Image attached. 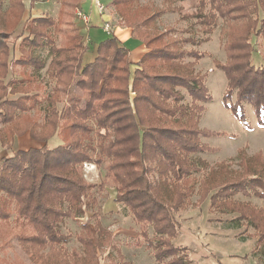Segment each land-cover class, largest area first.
<instances>
[{
	"label": "trees",
	"instance_id": "16d2710c",
	"mask_svg": "<svg viewBox=\"0 0 264 264\" xmlns=\"http://www.w3.org/2000/svg\"><path fill=\"white\" fill-rule=\"evenodd\" d=\"M133 1L112 3L125 16L132 36L148 49L134 69L128 49L115 34L100 43L92 61L83 63L88 48L66 7L79 4L73 0H61L57 19L51 15L27 19L18 44L20 55L16 57L9 42L23 19L26 5L24 0H0V117L6 124L4 131L7 135L12 133V140L18 131L23 134L30 130L38 140L47 142L58 133L63 141L53 147L45 144L16 150L4 157L0 166V219L8 221L14 213V222L22 223L24 228L19 230V234L25 233L20 238L37 256L46 259L45 264L49 260L54 264H77L85 255L95 257L103 241L113 239L112 231L97 212L92 214L93 225L82 223L78 239L83 250L73 249L69 254L65 243L71 234L61 232L66 218L83 216L93 208L97 197L91 191L103 188L109 179L116 186L115 199L144 226L140 236L146 240L156 264L191 263L187 246L171 245L163 250L148 240L146 227L153 228L165 248L170 241L162 237L171 240L179 234L164 200L170 197L183 201L190 197L193 186L187 184L189 179H183L205 165L202 161L200 165L196 163L192 154L213 150L202 136L221 134L199 127L205 104L212 96L206 84L207 72L196 69L199 61L209 55L198 47L210 40L219 18L226 23L222 32L227 58L224 62L216 60L215 65L228 79L226 106L247 122L245 103L249 102L258 124L264 126V66L255 67L250 61L256 50L251 32L260 22L264 0H200L195 13L181 17L194 19L199 28L195 29V24L183 28V34H189L181 37H177L174 25L165 29L159 26L161 16L180 9L172 7V0L151 14L145 8L135 11L134 19L129 12ZM207 3L209 11L205 10ZM52 28L65 35L63 44H57ZM44 47L53 55L46 74L70 84V89H63L56 83L45 97L41 91L29 93L41 87L34 83V75H41L40 70L46 66L47 58L38 51ZM8 69L12 75H8ZM73 84L83 90L82 95L71 89ZM9 89L20 95L10 97ZM181 89L187 91L189 101H185ZM62 94L71 100L65 110L59 111L56 103ZM35 106L36 112H46L43 122L27 115ZM4 133L0 130L2 144L6 140ZM85 163L104 167V181L98 184L83 178L79 170ZM151 170L160 174V180H150L147 174ZM250 176L226 184L224 196L228 198L239 191L249 193V189L256 193L258 187L264 195V175ZM175 185L181 191H175ZM204 185L203 181L201 186ZM177 206L176 202V207L171 208L177 211L181 208ZM184 249V257L166 260L182 254ZM120 256L114 264H130L121 251Z\"/></svg>",
	"mask_w": 264,
	"mask_h": 264
},
{
	"label": "rangeland",
	"instance_id": "374dc122",
	"mask_svg": "<svg viewBox=\"0 0 264 264\" xmlns=\"http://www.w3.org/2000/svg\"><path fill=\"white\" fill-rule=\"evenodd\" d=\"M32 1L24 0L26 7L23 19L16 30V34L9 42L16 57L20 55L18 44L24 36L22 34L24 22L31 17H38L34 15L32 6L40 7L42 5L44 7L40 8L42 11L37 12L36 7L35 11L42 15H51L55 19L58 18L59 9L62 6L61 0H50L49 2L37 0L39 1L38 5L34 2L32 3ZM73 1L74 4H79L66 7L71 12L69 18L77 22L80 33L84 37V43L88 48L84 55V63L92 61L97 56L100 43L112 37L116 27L122 26L124 29L127 28L128 33H131V28L127 26L125 16L118 11L112 0H101L106 9L104 11L105 14H99L101 16L99 24H95L90 19L87 26L85 25L84 27L80 26L82 21L78 19L76 10L77 8H82V10L86 11L83 1L85 3L88 2L98 10L95 4L96 0ZM173 1L172 7L178 6L180 9L167 12L161 16L159 26L161 29H165L174 25L178 29L177 37L188 35L189 33L183 34L182 29L189 28L191 25L194 26L193 24L197 22L194 19L187 20L181 17L184 14L195 13L200 5V0ZM166 4L167 0H135L131 4L129 12L134 19L136 17L135 11L138 12L140 9L145 8L148 11L147 13L151 14L163 8ZM205 10H210V4L207 3ZM43 11L44 13H41ZM144 15L141 14V16ZM259 19L260 22L251 32L256 50L251 54L250 61L255 67L264 66V12L261 13ZM108 20L112 29L111 33L104 29V22ZM225 24L223 18H219L218 24L210 34V40L198 47L201 50L208 51L209 55L203 57L196 66V69L202 73L207 72L206 84L212 96L211 101L205 104L199 127L221 132V134L202 136V140L211 146L213 150L199 151L192 154V158L196 160V163L200 165L205 162V165L201 169L193 170L183 179H189L187 184L193 186L190 197L183 201L180 199L177 201V198L170 197L164 200L165 204H167L169 215L174 217L179 234L171 238V240L167 236L162 237L164 240L170 241L169 246L165 248L160 245V237L153 233L154 230L150 225H147L146 230L149 235L148 240L150 242L152 240L155 246L159 245L163 250L169 249L171 245L181 248H183L182 246H187L186 249L189 248L187 253L191 261V263L187 264H264V195L259 193L261 189L259 187L256 188V193L254 189V191L249 189V193L239 191L228 198L224 196L227 190L226 184L241 182L250 178V175L254 173L264 175V126L258 124L255 109L249 102L245 103L247 123L240 120L232 108L226 106L224 101L228 79L225 72L215 65V61L224 62L227 58V51L224 47L225 37L222 32ZM195 25L194 28L198 29L199 26ZM52 31L57 44H63L66 40L65 35L54 30V28H52ZM186 46L191 47L190 44ZM38 51L43 57L47 58V63L40 70L41 75H34V83H38L41 87L34 88L29 93L33 94L36 91H41L45 97L46 93L50 92L56 83L63 89L66 87L70 89V84L67 82L62 79H52L46 74L47 67L53 57L49 53L48 47L40 48ZM17 69L20 70L22 68L18 66ZM19 70L16 72L19 73ZM8 72V75H12L10 69H8ZM24 76L18 75V77ZM71 89L79 95L83 93V90L74 84L71 85ZM181 90L185 93V101H189L190 98L187 91L185 89ZM10 91L11 89H9V96L12 98L20 95V93L15 94ZM234 92L233 100L237 98V92ZM70 100V96L62 94L61 100L56 103L59 111L65 110L70 105ZM37 109L38 106H35L30 110V114L27 115L31 119H38V121L43 122L46 112H36ZM90 121L94 124L92 120ZM5 126V122L0 117L2 134L5 132ZM3 136L6 137V140L3 144L0 141V166L3 158L13 155L16 150L42 147L45 144L48 147H53L63 142L58 133L46 142L34 138L30 130L23 134L18 131L13 140L11 132H8V135L5 132ZM154 166L155 164H153ZM79 173L86 180L99 184L104 181L106 170L104 167L99 168L96 164L85 163ZM147 175L152 181L160 180V174L155 170H151ZM222 180L225 181L223 182ZM203 181L205 185L201 186ZM179 187L175 185V191L180 190ZM91 193H94L97 197V203L93 208L88 209L83 216L66 218L61 223V232L71 234V238L65 243L66 248L69 250L68 253L71 254L73 249L83 250L78 236L82 229V223L90 222L93 225L92 214L94 212L98 213L102 223L109 231H112L113 239L109 242L103 241V246L98 249L95 257L85 255L78 261L75 260L77 264H114V261L116 262L121 258L120 251L124 255L123 259L130 261V264H156L151 249L147 247L146 240L144 241L140 236L143 235L144 226L138 223L127 206L115 199V183L110 179L106 180L103 188H94ZM211 196H213L212 201ZM232 199L235 200L232 201ZM176 202L181 208L174 211L171 206L176 207ZM14 215L13 213L8 221L0 219V264H45L46 259L43 260L29 247L25 246L23 239L20 238L25 233L19 234V230L24 228H21L22 223L16 224L14 222ZM181 253L168 257L166 260L179 257L180 255L184 257L185 249ZM59 261L63 262L61 259ZM48 263L54 264L52 260H49Z\"/></svg>",
	"mask_w": 264,
	"mask_h": 264
},
{
	"label": "crops",
	"instance_id": "0c3cea01",
	"mask_svg": "<svg viewBox=\"0 0 264 264\" xmlns=\"http://www.w3.org/2000/svg\"><path fill=\"white\" fill-rule=\"evenodd\" d=\"M46 1L49 2L50 0H46ZM38 2L39 1L36 0L35 4L38 5ZM82 3H83V6L86 8L85 13H87L90 16V19L93 22H95V24H99V22H100L99 20H100L101 16H99L100 13L98 12V10L95 9V7H92V5L89 4L88 2L85 3V1H83ZM35 7H36L37 12L42 11L41 9L44 8V7H42V5L40 7L39 6H35ZM35 7H32V9L34 11L33 12L34 15L38 16V17L42 16V14H39L35 11ZM41 13H44V11ZM80 24H81L80 25L81 27L85 26V24L82 22H80ZM114 34L116 36H118L120 42L128 49L130 59H131V61L134 62V64H133V69H134L135 67H137L135 63H137L142 58V56L145 54V52L148 49L146 48V46L144 45V43L140 39L133 38L132 34L127 32V28L124 29L122 26L116 27ZM83 59H84V57H83Z\"/></svg>",
	"mask_w": 264,
	"mask_h": 264
},
{
	"label": "built area",
	"instance_id": "2783aa9c",
	"mask_svg": "<svg viewBox=\"0 0 264 264\" xmlns=\"http://www.w3.org/2000/svg\"><path fill=\"white\" fill-rule=\"evenodd\" d=\"M95 4L98 8L99 13L102 15L105 14L104 11H105L106 7L101 2V0H96ZM76 15H77L78 19H80L87 26V23H89V21H90V16L87 13H85V11L82 10V8H77ZM104 29L108 32H112L109 20L104 22Z\"/></svg>",
	"mask_w": 264,
	"mask_h": 264
}]
</instances>
